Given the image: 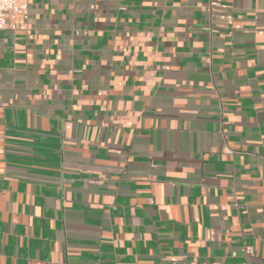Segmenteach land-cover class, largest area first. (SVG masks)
Wrapping results in <instances>:
<instances>
[{
    "label": "crops",
    "instance_id": "crops-1",
    "mask_svg": "<svg viewBox=\"0 0 264 264\" xmlns=\"http://www.w3.org/2000/svg\"><path fill=\"white\" fill-rule=\"evenodd\" d=\"M17 3L0 264H264V0Z\"/></svg>",
    "mask_w": 264,
    "mask_h": 264
},
{
    "label": "built area",
    "instance_id": "built-area-1",
    "mask_svg": "<svg viewBox=\"0 0 264 264\" xmlns=\"http://www.w3.org/2000/svg\"><path fill=\"white\" fill-rule=\"evenodd\" d=\"M218 3V0H208V13L211 14L213 7ZM26 3L19 5L17 0H0V29L6 27V13L10 10L26 9ZM14 28V25H11ZM251 251L245 249V253L249 254Z\"/></svg>",
    "mask_w": 264,
    "mask_h": 264
}]
</instances>
